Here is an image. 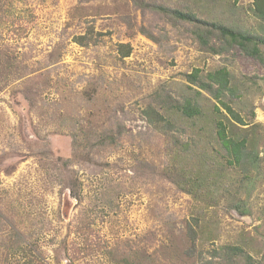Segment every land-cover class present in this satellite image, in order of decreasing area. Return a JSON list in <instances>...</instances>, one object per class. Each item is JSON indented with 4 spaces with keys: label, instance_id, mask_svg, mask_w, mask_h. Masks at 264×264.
I'll return each mask as SVG.
<instances>
[{
    "label": "rangeland",
    "instance_id": "374dc122",
    "mask_svg": "<svg viewBox=\"0 0 264 264\" xmlns=\"http://www.w3.org/2000/svg\"><path fill=\"white\" fill-rule=\"evenodd\" d=\"M143 1L264 37L253 0ZM194 30L131 0H0V264H264V46ZM196 69L227 70L243 123Z\"/></svg>",
    "mask_w": 264,
    "mask_h": 264
},
{
    "label": "trees",
    "instance_id": "16d2710c",
    "mask_svg": "<svg viewBox=\"0 0 264 264\" xmlns=\"http://www.w3.org/2000/svg\"><path fill=\"white\" fill-rule=\"evenodd\" d=\"M131 1L137 6L148 7L160 14L171 16L179 22L193 26L197 41L212 52H216L214 47V42L216 41L227 46L236 45L243 51L244 54L248 56L255 58L260 57L261 52L259 47L264 46V37L235 31L218 23H209L197 18L195 14L189 12L171 10L157 5H148L143 0ZM253 2L254 6L256 7L257 14L264 18V0H253ZM129 53L130 51L127 50L122 52L121 55L122 57H127ZM187 78L189 83L210 94V96L218 102L220 107L232 120H234L236 123H243L240 117L232 109L230 104L223 100L225 92H232V89L229 87V73L227 70L218 69L207 73L205 77L206 79L201 81L199 79V70L196 69L192 74L188 75ZM219 105L214 106L215 111L218 113H220L221 110L218 107ZM174 107L183 116L188 118L197 117L201 114L199 107L189 99H184L181 103L175 102ZM147 113L148 115L152 113L159 118L161 117L154 109H151L150 112L148 111ZM215 130L218 142L225 151L228 162L230 164L240 165L245 155V141H238L229 137L227 133V127L221 120L216 121ZM190 231L193 232L191 229ZM191 238L193 239V237ZM219 251L224 252L227 258L237 254H242L241 249L234 246H224L221 247ZM249 260L250 257L246 256V264H251Z\"/></svg>",
    "mask_w": 264,
    "mask_h": 264
}]
</instances>
